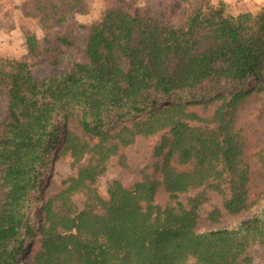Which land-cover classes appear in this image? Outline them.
<instances>
[{
  "label": "trees",
  "instance_id": "1",
  "mask_svg": "<svg viewBox=\"0 0 264 264\" xmlns=\"http://www.w3.org/2000/svg\"><path fill=\"white\" fill-rule=\"evenodd\" d=\"M84 1L37 0L28 15L39 19L44 38L26 33L29 58H0L8 99L0 264H254L251 248L264 249V189L250 192L253 164L236 123L248 99L264 93V6L232 14L225 0H180L186 9L177 24L109 6L83 27L81 60L53 55L51 40L73 44L71 36L53 37L54 20L65 22ZM49 57L51 72L40 79L35 67ZM228 84L245 87L221 92ZM213 103L210 114L192 109ZM157 136L153 172L130 186L114 179L101 197L97 182L109 162L118 158L126 168L124 150ZM60 145L74 172L56 189L52 183L35 225L42 170ZM256 161L264 167V154ZM161 192L171 204L158 201ZM79 193L82 210L72 199ZM213 198L220 203L203 210ZM257 206L236 225L200 227Z\"/></svg>",
  "mask_w": 264,
  "mask_h": 264
},
{
  "label": "rangeland",
  "instance_id": "2",
  "mask_svg": "<svg viewBox=\"0 0 264 264\" xmlns=\"http://www.w3.org/2000/svg\"><path fill=\"white\" fill-rule=\"evenodd\" d=\"M215 4L223 0H212ZM226 1V0H225ZM60 4L59 2H57ZM229 11L232 14H238L244 11H257L264 6V0H227ZM37 0H0V58H29L28 48L26 44L25 34H36L39 38H44V33L39 23V19L28 12H36ZM125 7L135 15L156 16L171 23L177 24L183 18L185 5L180 0H85L83 6L75 13L71 14L65 22L59 23L54 20L55 28L53 29V37L60 35L71 36L73 42L70 46H60L52 40L47 46L53 55L57 53L62 57L72 56L81 60L85 52L86 31L83 27L90 25L92 22L101 18L106 7ZM50 57L40 61L35 67V73L38 78H44L50 74L49 67ZM252 82H248L250 85ZM245 86H237L234 84L220 85L221 92H230ZM7 93L0 88V126L5 118L7 109ZM204 111L203 104H196L193 110L199 113L206 112L210 114L217 107V104H211ZM60 122L64 123L61 117ZM71 129L81 138L91 142L92 137L84 134L78 126L76 120L70 121ZM237 130L241 133L246 142L247 157L253 164L252 181L250 182V192L252 196H257L264 189V167L260 166L256 158L259 154H264V93L251 96L248 101L240 108L236 123ZM159 141V137L149 139H141L133 146L124 150L127 157V167L122 168L118 163V158L112 159L106 172L98 179L97 189L101 197H107V188L109 183L118 179L126 186H130L138 180L142 173L151 174L154 170L156 160L153 157L154 147ZM261 152V153H260ZM71 167V159L66 154H61V145L55 147L47 157V164L43 168V179L38 192L35 196L40 200L33 205L30 219L36 225L41 218L42 201L50 189L52 183L54 189L60 186L62 180L73 174ZM73 202L79 210H82L86 197L83 193L75 194ZM168 196L161 192L158 201L165 205L170 203ZM181 201H185L184 198ZM219 198H213L203 207V210H209L214 204H219ZM263 203V202H262ZM171 204V203H170ZM174 204V203H173ZM258 206L253 208L247 214L239 217H230L224 215L220 224L212 226L205 219L201 221L200 227L202 231L218 227H230L238 224L245 217L251 216L256 212ZM205 217V216H204ZM254 257V264H262L264 258V249L254 246L250 250Z\"/></svg>",
  "mask_w": 264,
  "mask_h": 264
},
{
  "label": "crops",
  "instance_id": "3",
  "mask_svg": "<svg viewBox=\"0 0 264 264\" xmlns=\"http://www.w3.org/2000/svg\"><path fill=\"white\" fill-rule=\"evenodd\" d=\"M227 1V0H226Z\"/></svg>",
  "mask_w": 264,
  "mask_h": 264
}]
</instances>
